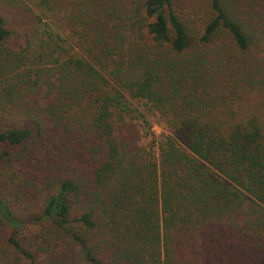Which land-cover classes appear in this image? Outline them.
Instances as JSON below:
<instances>
[{"label":"trees","instance_id":"obj_1","mask_svg":"<svg viewBox=\"0 0 264 264\" xmlns=\"http://www.w3.org/2000/svg\"><path fill=\"white\" fill-rule=\"evenodd\" d=\"M39 3L119 88L0 9V264L64 237L88 264H264V0ZM122 90L163 115L158 160L113 119Z\"/></svg>","mask_w":264,"mask_h":264},{"label":"rangeland","instance_id":"obj_2","mask_svg":"<svg viewBox=\"0 0 264 264\" xmlns=\"http://www.w3.org/2000/svg\"><path fill=\"white\" fill-rule=\"evenodd\" d=\"M39 2L40 0H0V9H3L7 5L15 4L18 6L20 3L27 9V12L31 16L35 17L36 26L38 28L35 44L37 48H41L44 45L51 46L53 42H58L65 50L56 55L58 59L63 60L66 58L67 53L68 55H74L89 60L104 76L110 87L119 88L110 78L108 69L96 64L90 59L78 46L76 40L71 36L70 31L62 26L59 17L46 11ZM122 94V105L126 111L122 112L116 108L112 109L113 119L115 120L117 117H121L127 123L135 125L139 132V149L142 152L151 151L158 160L160 157L158 143L168 134L163 115L156 111L149 102L132 97L127 90H122ZM12 222V218L7 220L0 217V255L4 253L7 247V239L12 233ZM50 225L51 223L48 220L43 219L24 225L19 232V235L21 234L19 237L25 241H31L33 236ZM69 241V237H64L63 240L58 241L53 248H47L46 246L43 252L38 253L37 260L41 264H60V261H70V264H88L82 248L77 244H67ZM29 249L32 252H36L39 248L38 245H33L29 246Z\"/></svg>","mask_w":264,"mask_h":264}]
</instances>
